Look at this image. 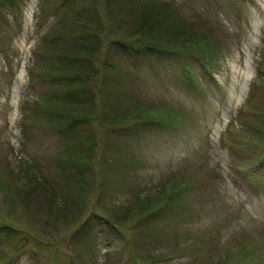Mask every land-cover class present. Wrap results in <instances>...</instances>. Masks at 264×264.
<instances>
[{"label":"rangeland","instance_id":"374dc122","mask_svg":"<svg viewBox=\"0 0 264 264\" xmlns=\"http://www.w3.org/2000/svg\"><path fill=\"white\" fill-rule=\"evenodd\" d=\"M61 1L0 0V264H264V0H156L145 27L141 0H89L99 47L151 52L103 49L32 115L44 51L84 34Z\"/></svg>","mask_w":264,"mask_h":264},{"label":"trees","instance_id":"16d2710c","mask_svg":"<svg viewBox=\"0 0 264 264\" xmlns=\"http://www.w3.org/2000/svg\"><path fill=\"white\" fill-rule=\"evenodd\" d=\"M108 1H113V0H106L105 2L107 5H111ZM141 2L143 4V7L145 8L142 10V15L140 17L141 26L143 27L149 24L151 12L167 13L168 10L172 11L173 5L169 3L168 4H166L165 2L159 3L156 0H146L145 2L141 0ZM88 4H90L89 0H62L61 3L56 6L55 13H53V17L56 21L55 26L60 25L61 20L63 19L62 27L66 28L67 25L69 26L71 25L72 28L76 27L77 31L81 29L82 33L84 34L81 38V41L78 40L74 45L75 50L72 53H66V54L64 53L61 55L59 49L57 48L58 46H56L58 45V42L60 41L61 38L60 39L55 38V40L57 39L56 44L54 41H52V45L50 46V48L44 51L46 57L44 60L45 65L43 66L41 79L42 82H45L48 85L49 89L50 88L52 89L53 93L45 98L42 96V98H44L40 102L42 104L35 105V109H34L35 112L32 115H36L40 113V112H36L37 109L40 110L42 106L46 105L45 107L47 109H50V111H52V112L49 111V113H47V117H52L53 111L56 112L57 110L61 109L60 104L64 105L67 100L66 98L67 96L66 97L64 96L62 90L67 91L68 88L73 91V94L75 93L76 95H78L79 90L81 88H84L87 83L92 82L91 80H94L95 82L97 77H91L92 72H90L89 67L91 63H93L94 58L95 57L98 58L99 55L103 53L102 51L103 49H105V52H107L106 50L113 47L115 52H119L121 56H126L127 58L129 56L130 58L132 57L135 58L136 56L140 57L142 54L145 55V53L151 52V50L148 49L143 51V53L137 52L134 49V47L137 44H142L140 40L135 41L136 38H132L128 36L120 37L121 39L119 38L113 39V37L111 38V34H109V31L108 30L105 31V28L103 29V36H104V41L108 43V47L105 44H102L101 47H99L100 44L98 42L101 39L100 31L93 28H92L93 30H91L89 26H82V27L80 26L87 24V21L89 20L87 16H83L84 13H89L88 11L85 10ZM46 5L47 4H45V6L42 8V12L45 11ZM77 6H79V8H77ZM127 14H129V11H127ZM182 25L185 28V30L183 31L186 33V36L187 35L192 36L193 34H196V31L192 29V25H190L189 23H187L186 26L184 23ZM183 26H181V28ZM144 43L151 44L148 41H144ZM37 50H39V47H37ZM37 53L39 52L34 51V54ZM109 59L110 58H109V50H108V56L106 60ZM106 65L110 67L113 66L108 63H106ZM29 74H30L29 78L33 81L34 79L33 71H29ZM85 90L86 87L84 89V94H85ZM47 100H51V101L47 103ZM81 101L85 102V100L83 99H81ZM71 123L74 125L76 122L74 121ZM85 233L89 234V232L86 231Z\"/></svg>","mask_w":264,"mask_h":264}]
</instances>
